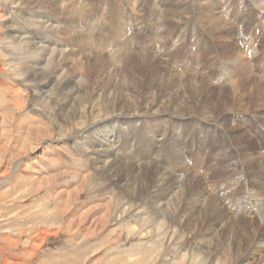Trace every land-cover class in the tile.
<instances>
[{
    "label": "rangeland",
    "instance_id": "1",
    "mask_svg": "<svg viewBox=\"0 0 264 264\" xmlns=\"http://www.w3.org/2000/svg\"><path fill=\"white\" fill-rule=\"evenodd\" d=\"M58 1L73 11L71 22L61 6L44 0L34 5L28 0H0V264H264V249L259 246L264 238V169L258 168L264 166L262 11L252 0H198L202 8L215 6L222 21L233 26L222 43L226 26L217 34L200 27L194 21L199 17L194 1ZM70 24L74 30L67 38L63 30ZM35 44L55 49L52 59L38 69L52 70L58 77L53 84L28 73L39 55ZM160 48L165 53L163 65L176 61L178 84L161 85L154 70L131 69L139 62L136 56L161 53ZM98 51L104 55L101 64L93 62L92 54ZM111 59L116 66L109 68ZM113 76L121 85L117 92L110 84ZM190 76L204 77L210 88L194 96L187 83ZM69 80L74 81L75 98L62 93ZM237 80L244 86L240 91L233 86ZM162 96L172 102L185 100L187 105L181 108L190 115L181 111L186 118L180 121L171 111L141 121L107 118L95 128L113 129L114 142L103 147L122 164L151 165L170 178L185 169L181 181L198 177L203 196L227 213L229 222L215 230L220 231L221 244L213 243L205 232L216 215L203 221L188 205L174 207V191L165 197L162 180H156L158 187L151 194L128 197L108 178L93 177L90 160L74 143L80 127L109 116L112 108L128 102L130 108H142ZM191 100L196 111L198 103L214 113L223 107L230 110L208 125L193 113ZM94 113L98 114L92 119ZM230 124L238 127H230L234 132L239 128L245 132L242 139H250L252 157L245 158L233 147ZM58 136L63 139L56 143ZM21 141L26 148L17 150ZM249 158L251 165L245 161ZM192 184L194 193L199 189ZM180 190L186 199L189 190L182 186ZM150 198L156 201L153 207ZM80 219L82 224H77Z\"/></svg>",
    "mask_w": 264,
    "mask_h": 264
},
{
    "label": "bare ground",
    "instance_id": "2",
    "mask_svg": "<svg viewBox=\"0 0 264 264\" xmlns=\"http://www.w3.org/2000/svg\"><path fill=\"white\" fill-rule=\"evenodd\" d=\"M29 3H32L33 5L34 4H37L38 2H42L43 0H28ZM46 3H50L52 4V7H55V8H58L60 9L59 7L61 6H64L62 4L59 3L58 0H44ZM181 2L183 3H186V4H190V3H194L195 2V5L197 6H194L195 8L199 6V9L198 11L196 10L195 12L197 13V16L198 19H195L194 21H196V23L200 26V27H204L205 29L213 32V33H216L219 32L222 28V26H226L227 28V31H224L222 33V38H221V41L220 42H225V38L226 37H229V34L233 31V26L231 24H227L228 22H225V21H222L221 17L218 15V11L217 9H215L214 7L215 6H209L207 4V6H202L200 5L199 1L198 0H180ZM194 1V2H192ZM253 1V4L256 5V7L262 11V13L264 14V0H252ZM180 2V3H181ZM43 5V4H42ZM192 5V4H191ZM218 5H216L217 7ZM187 7V6H186ZM192 7V6H191ZM194 10V9H193ZM60 11H62V13L64 11H66V16L65 18L67 19L68 23L71 22V12L70 13V10L68 8L63 7L62 9H60ZM171 11V10H170ZM174 11V10H173ZM50 13V12H49ZM168 14V11L165 12ZM170 13V12H169ZM65 14V12H64ZM74 14V13H73ZM169 15V14H168ZM172 16H170L171 19L174 20L175 18V15L174 14H171ZM161 17V16H160ZM178 17V16H177ZM169 18V16H168ZM227 19V18H226ZM182 20V19H181ZM231 21V20H230ZM65 22V21H64ZM74 22V21H73ZM68 26V25H67ZM54 28V27H53ZM237 28V27H236ZM66 30H63L64 31V36L67 37L69 35V30H74V27L70 24V27H67L65 28ZM57 31V29H55ZM59 30V29H58ZM61 30V29H60ZM59 30V31H60ZM260 30V29H259ZM58 31V33H59ZM83 31V30H82ZM72 32V31H71ZM229 32V33H228ZM77 34H79V36L83 39H85V36L82 32L80 31H76ZM218 35L221 37L220 33H218ZM69 37V36H68ZM67 37V38H68ZM218 37V36H217ZM18 38V36L16 37V39ZM20 38V37H19ZM18 38V39H19ZM66 38V39H67ZM252 37H250V40H249V44H253L252 43ZM264 38V36H263ZM23 39V38H22ZM21 39V40H22ZM217 39H220V38H217ZM68 40H71V39H68ZM67 40V41H68ZM45 41V40H44ZM70 42V41H69ZM173 42V43H172ZM35 43V42H34ZM37 43V42H36ZM73 43V41H72ZM76 43V42H75ZM80 43H81V40H80ZM25 44V43H24ZM82 44V43H81ZM172 44H174V41L172 40L171 41V44L169 46H172ZM26 45V44H25ZM31 45V44H30ZM48 46V45H47ZM46 45H43V44H40V45H34V48H37L39 50V55H38V58L35 59V61L32 62L31 64V69L30 71L28 72L29 74H31V76H33V78H38V80H46L50 83L52 82L55 83L56 80L58 79V77H56L54 74L55 73H51V71H48L46 72V68L44 69V72L41 73L38 69L41 68L40 64H44L45 62L47 63L49 61V59L54 55L53 53H55V49H53V47L51 48L50 47H47ZM73 46V45H72ZM81 48L84 47V43L80 46ZM76 49V48H75ZM161 49V48H160ZM171 48L168 49V51L170 50ZM37 50V51H38ZM78 50V49H77ZM86 50V49H85ZM94 50V49H93ZM79 53L81 51V49L79 48ZM102 51V49H101ZM96 52L94 54H92L93 57H95V61L93 62H97V63H100L103 59H102V56L103 55V52ZM160 52V51H159ZM37 53V52H36ZM76 53V52H75ZM93 53V52H92ZM128 53V52H127ZM137 53V52H136ZM148 53V52H146ZM146 53H143L141 55H138L139 56H136L137 58H139V61L135 66H130L131 69L134 68V69H140V68H144L145 70L147 69H150V70H154V73H155V77L157 80H159L161 83V85L165 84V85H175L176 83L178 84V76L180 77V73L176 70V68H174L175 64H176V61L173 60L174 64L172 63V66H165L163 65L164 61L162 59V57L165 55L164 53V49L162 48L161 49V53H156V54H146ZM33 54V53H32ZM59 56V55H58ZM65 56V55H64ZM91 56V57H92ZM158 59L157 62H155V59ZM52 59V58H51ZM64 59V58H62ZM156 59V60H157ZM81 60V59H80ZM105 60V59H104ZM107 60V59H106ZM160 60V61H159ZM57 62V61H56ZM60 62V61H59ZM88 62V61H87ZM103 62V61H102ZM106 62V61H104ZM67 63V62H66ZM181 62H178V65L180 64ZM57 64V63H56ZM101 64V63H100ZM105 64V63H104ZM103 64V65H104ZM165 64V63H164ZM46 65V64H45ZM87 65V64H86ZM108 66L109 68H112L113 66L115 67L116 66V63L112 62V59H111V62L108 63ZM124 65V64H123ZM177 65V66H178ZM44 66V65H43ZM42 66V67H43ZM120 66V65H119ZM47 67V66H46ZM105 67V66H104ZM44 68V67H43ZM87 68V67H86ZM89 68V67H88ZM98 68V66H97ZM92 69V68H91ZM169 70V72L166 74L164 70ZM38 70V71H37ZM89 70V69H88ZM64 71V70H63ZM66 71V70H65ZM75 71V70H74ZM87 71V70H86ZM110 72V71H109ZM150 72V71H149ZM159 73V74H157ZM65 74V73H64ZM185 74V73H184ZM186 75V74H185ZM191 75V74H189ZM83 77V76H82ZM114 77V76H113ZM57 78V79H56ZM153 78V77H152ZM200 79H197L196 77H192L191 76L188 78V81L187 82L189 84V87H190V90L194 91V96H200L201 93L205 90V87H209L210 83H208L204 77H199ZM242 79H244L243 77H241ZM250 78V77H249ZM78 79V78H77ZM234 79V78H233ZM253 79V78H252ZM236 80V79H235ZM241 80V79H240ZM240 80H237L234 82V88L237 89V91L239 90L240 91V88L241 87H244L242 82L239 83ZM250 80V79H249ZM70 81V80H69ZM180 81V80H179ZM246 81V80H244ZM261 81V80H260ZM63 82V81H62ZM71 82V81H70ZM68 83V84H65V87H64V90L65 92L63 91V95H64V98H75L74 95H77V94H74V90H75V84H73V82L71 83ZM169 82V83H168ZM47 83V84H49ZM79 83V82H78ZM62 84V83H61ZM80 84V83H79ZM111 87L116 91H119L120 90V82L117 81V79H115V77L113 78V80L111 81ZM155 84V83H154ZM181 84V83H180ZM186 84V83H185ZM254 84V83H253ZM184 85V84H183ZM60 86V85H59ZM179 86V85H178ZM181 86V85H180ZM252 84H250L248 87L249 89L251 88ZM77 87V85H76ZM79 87V86H78ZM82 87V86H81ZM120 87V88H119ZM80 88V87H79ZM78 88V89H79ZM153 88V86H152ZM171 88V87H170ZM180 88V87H179ZM210 88V87H209ZM212 88V87H211ZM254 88V87H253ZM68 89V91L66 90ZM128 89V88H127ZM255 89V88H254ZM63 90V89H62ZM135 90V89H134ZM171 90V89H170ZM178 90V89H177ZM211 90V89H210ZM251 90V89H250ZM249 90V91H250ZM83 91V90H82ZM116 91V92H117ZM176 91V89L174 90ZM45 92V91H44ZM123 92V91H122ZM169 91H167L168 93ZM16 93V92H15ZM20 93V92H19ZM46 93V92H45ZM61 93V92H60ZM85 93V92H84ZM120 93V92H118ZM163 93V92H162ZM180 93V92H178ZM260 93V92H259ZM263 93V92H262ZM159 95V94H158ZM147 96V95H146ZM198 96V97H199ZM246 96V95H245ZM77 97V96H76ZM178 97V96H177ZM261 97V96H260ZM90 98V97H89ZM155 98V97H154ZM154 98L153 100L151 101V104L150 105H145V106H142V108H130L131 107V102H128L129 104L126 105L125 107L124 106H120L118 108H112L110 111H111V114L109 116H104L103 118H99L97 120H94V122H91L90 124H86L87 126H82L78 129V132L77 134H75V144L78 146L80 152L82 155H84L86 158H88L91 162V167L92 169L94 170V173L95 175H93V177L97 176V177H104V178H108L109 180H111V182L113 181V183L116 185L117 188H119L120 192H126L128 197L129 196H136V197H142L144 195V193H148V194H151L153 191H156V188L158 187V184L156 183V180H162L163 181V193L164 196L166 197L167 193L169 192H173V197L175 198V204H174V207H192L193 210L196 212V215H198V218H202V220L204 221V217L207 216V215H210L213 217V215H216V217H214V222L212 223V226H206V230L205 231L207 233V237L209 239L212 240L213 243L215 244H219L222 239H218L217 237H219V232L218 231L217 233H215V230H218L217 227L221 226V224L225 225L227 224L229 221L226 220V214L224 209L222 210L221 207L217 206L216 203L213 201H211L212 199H207V197L205 198L203 196V194L201 193V188L199 187L200 186V183H198V181H200L198 179V177L196 178L195 175L193 176H190V177H185L186 179L181 181V175L184 174V170L183 169H179L177 172L174 173V175H172L173 177H169L170 175H167L163 170V169H158L156 167H152L151 165H147V164H144V165H141L139 166L138 164L136 163H124L122 164L120 162V159H116L113 157V154H112V150L110 151L109 149L107 150L106 148H104L103 146L106 144V143H112V141L114 142V132H113V129L110 127L109 129L107 130H100V129H97L95 128L98 124L97 122L98 121H101V120H106L107 118H112V119H115V120H120L122 121L125 117H132L134 118L135 117V121H141L143 117L147 118V117H155V116H160V115H166L167 112L170 113V111L174 114L173 116H176L175 119L180 121L181 118H186L183 113L184 112H187L189 114V111L187 108H181L182 105H185L186 102L184 101H179V99L175 98L174 102L171 101V99H166L164 98L163 96L161 97V99L163 100H160V101H154ZM205 98V97H204ZM200 99V98H199ZM207 99V98H206ZM211 99V98H210ZM66 100V99H65ZM68 100V99H67ZM123 100V99H122ZM198 100V99H197ZM126 101V100H125ZM179 101V102H178ZM190 101V100H189ZM192 101V100H191ZM199 101V100H198ZM127 102V101H126ZM135 102V101H133ZM243 102V101H242ZM264 102V101H263ZM17 103V102H16ZM64 103V102H63ZM147 103V102H146ZM18 104V103H17ZM94 104V103H93ZM145 104V103H144ZM189 104V103H188ZM192 106H193V110L194 108L196 109L195 106H197L195 104V100L192 101L190 103ZM189 104V106H190ZM262 104V103H261ZM21 105V104H20ZM19 105V106H20ZM56 105V104H55ZM63 105V104H62ZM61 105V106H62ZM67 105V104H65ZM125 105V104H124ZM187 105V104H186ZM205 105V103H204ZM212 105V104H211ZM223 105V104H222ZM69 106V105H68ZM214 106V105H213ZM221 106V105H220ZM138 107V106H137ZM185 107V106H183ZM192 108V107H191ZM190 108V110H191ZM206 108V107H205ZM263 108V107H262ZM62 109V107H61ZM69 109V108H68ZM197 110L199 111H196L194 110L193 113H196L197 115H199V117L201 116V118L204 120L203 123H207L208 125H210V123L212 124L211 121H214L216 118H220L219 116L223 113H226L228 110L227 107H223L221 108L220 112H215L217 114L214 113V109H211V108H208V109H204L199 103H198V107H197ZM246 110V109H244ZM68 111V110H67ZM181 111H184L183 113ZM189 111V112H188ZM234 111V110H233ZM60 112V111H59ZM97 112V111H96ZM92 113V112H91ZM99 113V112H98ZM97 113V114H98ZM168 113V114H169ZM60 114L63 115V113L61 112ZM95 114V113H94ZM93 115L92 116V119L94 117H97L96 115ZM190 115V114H189ZM184 116V117H183ZM187 116V115H186ZM64 117V116H63ZM69 117V116H68ZM192 117V116H191ZM198 117V116H197ZM68 119V118H67ZM69 120V119H68ZM184 120V119H183ZM264 121V120H263ZM157 122V121H156ZM103 123V122H102ZM215 123V122H214ZM223 123V122H222ZM114 125V124H113ZM223 125V124H222ZM115 127V126H114ZM223 127V126H222ZM234 129L236 126L235 125H232L230 124L229 126V129H228V132H230L232 135L231 137L233 136L235 138V141L233 142V147L236 148L237 152L242 154L245 158L246 157H252V153L255 154V152L253 151L252 152V149H251V152L249 150V147L248 145L251 144L249 143L250 142V139H242L244 136L247 137V135L245 134V132L239 128L236 130V132H234L233 130H231V128ZM99 128V127H98ZM238 128V127H236ZM226 130V129H225ZM239 130V131H238ZM31 131V130H30ZM33 131V130H32ZM31 133V132H30ZM41 134V133H40ZM39 134V135H40ZM49 135V134H48ZM44 136V135H43ZM40 138L42 137L41 135L39 136ZM70 138V137H69ZM62 136H58L57 139L55 140L56 143L58 142H61L62 141ZM72 139V138H71ZM26 140V139H25ZM69 140V139H68ZM161 140L163 141V138H161ZM17 141V140H16ZM22 143V141H21ZM17 144V143H16ZM27 146H29V143L27 144ZM248 147V148H247ZM26 148V145H24L23 143L22 144H19L18 147H17V150L18 149H23ZM76 148V147H75ZM77 148V149H78ZM253 148V147H252ZM78 151V150H77ZM117 151V150H116ZM19 152V151H18ZM25 152V151H24ZM29 151H27L26 153H29ZM32 152V151H31ZM20 153V152H19ZM21 154V153H20ZM19 154V155H20ZM221 154V153H220ZM18 155V154H17ZM24 155V154H23ZM117 157V155H115ZM80 157V156H79ZM221 157V156H220ZM243 157V158H244ZM81 158V157H80ZM118 158V157H117ZM252 159H255V157L253 156ZM242 161V160H241ZM246 161V164H253L251 163V159H245ZM126 162V161H125ZM20 163V162H19ZM182 163V162H181ZM245 164V163H244ZM259 164V163H258ZM257 165V164H256ZM248 166V165H247ZM253 166V165H252ZM259 167V170H262L264 169V166L262 165V163L260 165H258ZM16 167H18V165L16 164ZM15 167V168H16ZM90 167V168H91ZM236 167V166H235ZM224 168V167H223ZM237 168V167H236ZM251 168V167H250ZM172 170V169H171ZM255 170V169H254ZM188 172V171H187ZM3 173V172H2ZM192 173V172H191ZM4 174V173H3ZM33 174V173H32ZM186 174V173H185ZM183 176V175H182ZM2 177V175H1ZM169 178V179H168ZM153 179V180H152ZM83 180H86V178H83ZM145 180H149L151 181L149 184L145 182ZM164 180H166L164 182ZM203 182V181H202ZM201 182V183H202ZM194 185L196 184L197 187H198V191L192 193V186L193 184ZM45 184V183H44ZM83 184V183H82ZM81 184V185H82ZM85 185V184H84ZM202 185V184H201ZM183 187L188 189L189 190V194L187 196L186 199H184L183 197L181 198L180 197V193L183 194L185 192H183V190H180V187ZM203 188V187H202ZM177 191H176V190ZM194 191V190H193ZM199 192V193H198ZM67 194V193H66ZM122 194V193H121ZM154 195V194H153ZM185 195V194H184ZM148 196V195H147ZM161 196V194H159V197ZM163 196V195H162ZM206 196V195H205ZM210 197V195H209ZM213 197V196H212ZM162 198V197H161ZM160 198V200H161ZM201 198V199H200ZM131 199V198H130ZM148 199V198H147ZM151 199V198H150ZM181 199V201H180ZM183 200V201H182ZM254 200H257V199H254ZM261 201H258V202H262L263 200L260 199ZM73 201V200H72ZM165 201V200H164ZM151 205L149 206H155V200L154 199H151L150 201ZM182 202V203H181ZM159 203V201H158ZM169 203V202H168ZM181 203V204H180ZM257 203V202H256ZM176 204H179L178 206H176ZM160 205V204H159ZM188 205V206H187ZM86 206V204H85ZM96 206V205H95ZM108 206V205H107ZM82 207V206H81ZM84 207V206H83ZM98 207V206H96ZM95 207V208H96ZM160 207V206H159ZM88 208V207H87ZM168 208V207H167ZM177 209V208H176ZM184 209V208H183ZM94 210V209H93ZM92 210V212H93ZM163 210V209H162ZM197 210V211H196ZM62 211V210H61ZM85 211H88V210H85ZM84 211V214H86ZM90 211V210H89ZM190 211V210H189ZM91 212V211H90ZM183 212V211H182ZM92 214V213H91ZM94 214V213H93ZM88 215V214H87ZM86 215V216H87ZM108 215V214H107ZM184 215V214H183ZM235 215V214H234ZM94 216V215H93ZM98 216V215H97ZM109 216V215H108ZM80 217V216H79ZM88 217V216H87ZM86 217V218H87ZM102 217V216H101ZM100 217V218H101ZM105 217V215H104ZM192 217V216H191ZM93 218V217H92ZM166 218V217H165ZM77 219V218H76ZM75 219V220H76ZM82 219H85L84 217ZM80 219V221H78L77 224H82L83 220ZM88 219V218H87ZM86 219V221H87ZM97 219V218H95ZM231 219V218H230ZM99 220V219H98ZM228 221V222H227ZM69 222H72V221H69ZM94 222V221H93ZM231 222V221H230ZM203 223V222H202ZM208 223V222H207ZM216 223H220V224H216ZM263 223V222H262ZM103 224V223H102ZM214 224V225H213ZM260 224V223H259ZM101 225V224H100ZM207 225V224H206ZM91 226V225H90ZM103 226V225H102ZM234 226V225H233ZM237 226V225H236ZM242 226V225H241ZM263 226V225H262ZM223 227V226H222ZM231 227V226H229ZM93 228V227H92ZM260 228V227H259ZM85 229V228H84ZM233 229V228H232ZM90 230H91V227H90ZM96 230V229H95ZM98 230V228H97ZM205 230V229H204ZM130 232V231H129ZM204 232V231H203ZM225 232V231H224ZM46 233V232H45ZM91 233V232H89ZM190 233V232H189ZM49 235H51L52 233H48ZM203 234V233H202ZM216 234V235H215ZM223 234V233H222ZM85 235V234H84ZM204 235V234H203ZM205 236V235H204ZM256 235H254L255 237ZM202 237V236H201ZM215 237V238H214ZM224 238V237H223ZM252 239V238H251ZM262 239V240H261ZM260 240V248L264 249V238H261ZM210 240V241H211ZM225 240V239H223ZM249 240V239H248ZM98 241V240H97ZM111 241V240H110ZM259 240L257 239V241H255V243H258ZM110 244V243H109ZM221 244V243H220ZM249 244V243H248ZM247 244V245H248ZM221 246V245H220ZM225 246V245H224ZM249 246V245H248ZM253 246V245H252ZM217 247V246H216ZM214 249V248H213ZM261 251V249H260ZM264 251V250H263ZM249 259V258H248ZM254 260V259H253ZM114 263V262H113ZM247 263V262H246ZM115 264V263H114Z\"/></svg>",
    "mask_w": 264,
    "mask_h": 264
}]
</instances>
